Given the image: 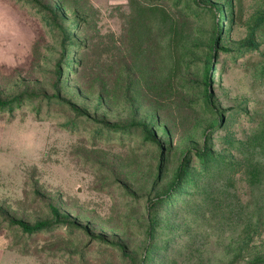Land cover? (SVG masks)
Listing matches in <instances>:
<instances>
[{"label": "rangeland", "instance_id": "1", "mask_svg": "<svg viewBox=\"0 0 264 264\" xmlns=\"http://www.w3.org/2000/svg\"><path fill=\"white\" fill-rule=\"evenodd\" d=\"M2 1L32 41L0 57V96L19 99L0 109V207L53 224L28 233L0 215V264L264 256V0Z\"/></svg>", "mask_w": 264, "mask_h": 264}, {"label": "trees", "instance_id": "2", "mask_svg": "<svg viewBox=\"0 0 264 264\" xmlns=\"http://www.w3.org/2000/svg\"><path fill=\"white\" fill-rule=\"evenodd\" d=\"M43 8L46 11V16L49 18V20L51 21H58L59 20V7L58 5H43ZM208 97H210V92H207ZM19 100L18 98H15L14 100H9V99H4L0 96V109H4L7 107H10L12 105L13 102ZM72 106L73 109L77 110V111H81L80 109H78V107L75 104H70ZM220 121V116L217 118L216 122ZM106 127H108L110 130H123L128 128L127 125L125 124H117V123H110V122H105V121H101ZM134 125H137L139 127H142L143 131H144V136L147 139H150L154 142H156L159 146H161L162 142L161 140L152 132V130L150 128H148V126L144 123H134ZM192 150H190L191 152ZM189 152V153H190ZM212 153V150L208 147V144L204 145L203 149L200 150H194L193 154L198 158L201 159L202 161H206L208 159V157L210 156V154ZM189 166H190V157L188 154H186L180 165L177 168L176 174L174 176V179L172 180L171 184L168 187L167 193L170 194L172 193V191H175V189L184 181L186 180L187 176H188V172H189ZM156 207V203L150 202L149 204V209L150 211L154 210V208ZM51 210L53 212V214L55 215V220H58L59 216H60V212L58 210V208H56L55 206H51ZM0 215L4 216L5 219H7V221H9L12 224H16L18 226H20L22 228L23 231L28 232V233H33V232H39L42 231L44 229L49 228L53 222L52 221H48V220H40L37 221L34 224H30L24 220H20V219H13L11 217H9L6 212L0 207ZM150 225L148 228V235L149 237H153L154 236V229H155V219L150 217V221H149ZM124 256L126 258L129 259L131 264H144L147 260L146 256L143 257V259L140 262H137L135 260V257L133 254L125 252ZM249 264H264V256H259L257 258H255L254 260H252Z\"/></svg>", "mask_w": 264, "mask_h": 264}, {"label": "crops", "instance_id": "3", "mask_svg": "<svg viewBox=\"0 0 264 264\" xmlns=\"http://www.w3.org/2000/svg\"><path fill=\"white\" fill-rule=\"evenodd\" d=\"M8 39L11 45L4 47L0 44V57L9 58L11 51L24 52L31 46V34L28 25L21 15L11 6L0 0V42Z\"/></svg>", "mask_w": 264, "mask_h": 264}]
</instances>
